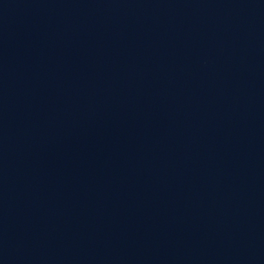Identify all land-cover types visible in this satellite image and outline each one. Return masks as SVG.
Instances as JSON below:
<instances>
[{
	"label": "water",
	"instance_id": "water-1",
	"mask_svg": "<svg viewBox=\"0 0 264 264\" xmlns=\"http://www.w3.org/2000/svg\"><path fill=\"white\" fill-rule=\"evenodd\" d=\"M0 264H264V0H0Z\"/></svg>",
	"mask_w": 264,
	"mask_h": 264
}]
</instances>
